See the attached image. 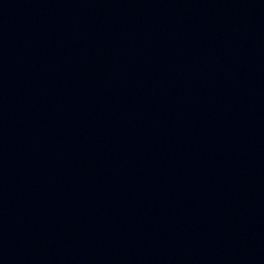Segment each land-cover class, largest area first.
<instances>
[{
  "label": "water",
  "instance_id": "water-1",
  "mask_svg": "<svg viewBox=\"0 0 264 264\" xmlns=\"http://www.w3.org/2000/svg\"><path fill=\"white\" fill-rule=\"evenodd\" d=\"M88 264H264V79L186 148Z\"/></svg>",
  "mask_w": 264,
  "mask_h": 264
}]
</instances>
